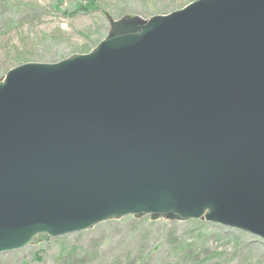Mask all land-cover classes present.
I'll use <instances>...</instances> for the list:
<instances>
[{"label":"water","instance_id":"obj_1","mask_svg":"<svg viewBox=\"0 0 264 264\" xmlns=\"http://www.w3.org/2000/svg\"><path fill=\"white\" fill-rule=\"evenodd\" d=\"M107 17L94 52L0 83V255L128 216L264 239V0Z\"/></svg>","mask_w":264,"mask_h":264},{"label":"rangeland","instance_id":"obj_2","mask_svg":"<svg viewBox=\"0 0 264 264\" xmlns=\"http://www.w3.org/2000/svg\"><path fill=\"white\" fill-rule=\"evenodd\" d=\"M198 0H0V83L26 64L94 52L115 22L166 16ZM94 4L91 12L78 7ZM0 264H264V240L248 232L167 217L128 216L57 239L40 237Z\"/></svg>","mask_w":264,"mask_h":264},{"label":"trees","instance_id":"obj_3","mask_svg":"<svg viewBox=\"0 0 264 264\" xmlns=\"http://www.w3.org/2000/svg\"><path fill=\"white\" fill-rule=\"evenodd\" d=\"M95 8L96 7H94V4L90 3V5H84V6L78 7L76 9V12H78V11L91 12Z\"/></svg>","mask_w":264,"mask_h":264},{"label":"bare ground","instance_id":"obj_4","mask_svg":"<svg viewBox=\"0 0 264 264\" xmlns=\"http://www.w3.org/2000/svg\"><path fill=\"white\" fill-rule=\"evenodd\" d=\"M262 239V238H261ZM264 240V239H263Z\"/></svg>","mask_w":264,"mask_h":264}]
</instances>
